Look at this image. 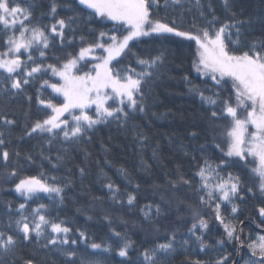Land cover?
<instances>
[{
	"label": "trees",
	"instance_id": "obj_1",
	"mask_svg": "<svg viewBox=\"0 0 264 264\" xmlns=\"http://www.w3.org/2000/svg\"><path fill=\"white\" fill-rule=\"evenodd\" d=\"M18 2L22 6L32 4L35 21L43 25L54 22L48 14L52 0ZM202 2L206 6L210 4L214 9L218 17L217 27L225 22H243L238 27L240 40L244 45L264 40V0H231V12L225 11L221 0ZM58 3L57 18L66 21L69 17L76 18L72 25L75 35L73 38L65 29L66 37L72 43L61 45L57 42L50 46L47 50L48 63L63 62L69 54L77 55L81 36L84 37L86 46L96 41L100 31L119 34L116 32L118 26L112 22L98 17L89 18L90 10L79 5L78 0H58ZM186 7H191V3H186ZM205 14L211 19L207 7ZM178 15L177 11H165L161 8L157 18L166 17L171 21ZM193 19L197 24H204L203 18L193 9L192 12L184 14L182 27L191 30ZM232 32V39L235 41V29ZM2 47L0 33V48ZM130 47L141 58L149 59L157 55H162L163 58V63L154 70L150 83L144 86L145 111L131 116L127 124L110 121L97 125L89 133L91 139L85 138L80 143H66L61 138L49 146L48 134L26 136L25 131L30 130L36 120H43L51 114V109L38 103V96L40 99H51L57 105L63 100L50 88L40 90V95L39 83L26 86V95L10 96L2 90L6 85L0 82V117L16 122L11 126L12 131L5 145L10 153L8 167L0 164V222L8 219V205H11L12 215L18 218L16 209L21 203L26 204L27 213L44 204L47 206L46 214L56 222L63 221L72 228L70 235L74 238H78L79 231L85 232L88 240L78 238L77 244L73 246L79 250L78 255L88 256L92 253L93 250L87 247L90 242L102 243L116 249L118 244L123 243V238H127L133 242L129 250V264H141L143 249L165 242L175 232L177 251L169 257L170 264H190L195 259L211 262L219 254L215 242L226 237L223 226L215 219L213 208L200 204L197 192L199 177L195 173L198 167L203 166L205 159L214 164H219L222 160H238L235 157H225L221 151L226 147L224 133L229 126V120H213L210 116L211 106L202 102L194 90H190L196 86L206 96L212 95L214 90L212 82L206 81L193 68L196 52L194 42L175 37L153 36L134 41ZM98 54H103V51ZM135 59L133 55H122L113 65H118L121 69L130 66L141 71L142 66L136 64ZM91 63L94 61L86 60L81 66L88 65L85 68L87 71ZM44 78L51 82L58 81L51 74ZM228 94L222 92L221 97ZM28 96L32 97L30 101ZM0 127L3 125L0 124ZM141 133L142 136L139 135ZM216 145H220V148ZM14 152H19L20 156H13ZM26 155H31L32 160H26ZM57 155L62 157L60 161H57ZM44 156H50L51 160L44 159ZM257 166L258 161L249 156L248 163L239 161L222 165L220 169L221 176L227 177L230 173L239 176L241 182L243 199L234 201L238 207L237 213H231V206L226 202L221 204L222 214L236 224L245 244L244 247H238L236 241L225 244V252L234 264H245L249 259L250 253L246 246L249 237L255 240L264 235V227H258L262 219L258 215V208L264 206V196L257 190L258 178L252 171ZM81 168L84 169L83 175L80 173ZM12 170L17 173L15 177L9 175ZM179 174L192 180L191 189L184 184L172 187L169 181H175ZM32 176L60 186L68 185L64 188L63 202L59 198H53L55 194L50 197L40 193L39 198L33 197L29 200L17 194L14 190L16 183ZM51 177H56V180H51ZM109 182L119 188L116 193L118 200L112 199V193L106 187ZM249 189L255 195L249 193ZM128 194L136 196L133 205L127 204ZM147 204L160 206L162 214L158 217L153 214L151 221L145 219L141 210ZM189 204L198 208L202 218L208 222L205 240L213 247L205 252H199L191 240L190 252L179 247L180 238H188L189 229L194 222ZM233 216L237 219L233 220ZM115 233H120V237ZM55 247L50 245L49 248H41L36 243L21 248L17 254V264H21L19 258H32L37 264H64V257L55 251ZM95 259L100 264H121L125 258L119 257L113 251L101 253Z\"/></svg>",
	"mask_w": 264,
	"mask_h": 264
},
{
	"label": "snow or ice",
	"instance_id": "obj_2",
	"mask_svg": "<svg viewBox=\"0 0 264 264\" xmlns=\"http://www.w3.org/2000/svg\"><path fill=\"white\" fill-rule=\"evenodd\" d=\"M221 2L225 11L231 12V0ZM186 3H191V7H186ZM78 4L90 10L89 18L98 17L118 26L116 32L119 34L100 31L96 41L86 46L84 37L81 36L77 55L69 54L63 62L48 63L47 50L50 46L57 42L61 45L72 43L67 39L65 29L74 38L75 28L72 25L76 18L69 17L67 21L57 18L59 3L58 0H52L48 14L54 22L43 25L34 20L31 3L22 6L18 0H0V33L3 43L0 48V82L6 85L2 90L10 96L26 95V86L39 83L40 95V90L50 88L63 97V102L57 105L51 99H40L38 96V103L51 109V114L43 120H36L30 130L25 131V135L32 137L33 134H48L49 146L61 138L66 143L75 144L85 138L91 139L89 133L97 125L110 121L127 124L131 116L145 111L144 86L150 83L154 70L163 63L162 55L149 59L136 56L130 44L142 37L153 36L175 37L194 42L196 52L193 68L206 81L212 82L214 90L210 96H206L196 86L190 90H194L202 102L211 106L210 116L213 120H229V126L224 133L226 147L221 151L225 157H235L238 160H222L219 164H214L205 159L203 166L198 167L195 173L199 177L197 192L200 204L213 208L215 219L223 226L226 239L215 242L219 254L214 260L208 262L195 259L190 264H234L225 252V244L233 241L238 242V247H244L245 244L236 224L222 214L221 204L226 202L231 206V213H237L238 207L234 201L243 199L241 182L239 176L230 173L227 177L221 176L220 169L225 164L239 161L248 163V157H253L258 161V166L252 169L258 178L257 190L264 196V40L244 45L240 40L238 27L243 22H225L217 27L218 17L214 9L210 4L206 6L202 0H163V4L161 0H78ZM206 7L211 19L205 14ZM161 8L165 11L172 9L179 15L171 21L166 17L157 18ZM193 9L203 18L204 24H197L193 19L191 30H186L182 27L184 14L192 12ZM232 29H235L237 36L235 41L232 39ZM97 49L103 50V54H97ZM122 55L135 56L136 64L142 66L141 71H136L130 66L121 69L118 65H113L112 62ZM85 60L94 61L87 71L85 68L88 65L81 66ZM49 74L57 77L58 81L45 79ZM222 92L229 94L221 97ZM27 99L30 101L32 97L28 96ZM65 114L70 120L64 118ZM15 123L7 117H0V124L3 125L0 127V164L5 168L8 167L10 158L5 145L12 131L11 126ZM250 127L254 130L250 131ZM216 147L220 148V145ZM12 155L19 157L20 153L14 152ZM41 155H44L43 152ZM25 159L31 161L32 157L26 155ZM44 159L51 160V157L44 156ZM56 159L60 161L62 157L57 155ZM80 173L84 174L83 168ZM9 175L15 177L17 173L12 170ZM50 179L55 181L56 177ZM169 183L172 187L184 184L191 189L193 186L192 180L182 174ZM67 186L32 176L20 179L15 185V191L24 195L26 200L39 198L38 194L45 193L50 197L55 194L53 198H59V201L63 202L64 188ZM106 187L112 193V199L118 200L116 193L119 188L114 187L111 182ZM136 187L139 188V185ZM248 191L255 195L251 189ZM135 200V195L128 194V205H133ZM7 207L8 219L6 222H0V264H17V254L21 248L36 243H39L41 248L56 246L55 251L64 257V264H100L95 257L113 251L119 257L125 258L121 264H129V250L133 242L127 238H123V243L118 244L116 249L102 243L90 242L87 247L93 250L92 253L88 256L78 255L79 250L73 246L77 244L78 238L88 240L85 232L79 231L78 238H74L70 235L72 228L63 221L56 222L46 214V205L40 204L27 213L26 204L21 203L16 209L18 218L12 215L11 205ZM188 207L194 222L189 229L188 238H180L179 247L185 252H190L191 240L199 252H205L213 247L205 240L208 222L202 218L198 208L191 204ZM141 211L145 219L150 221L154 218L153 214L156 217L162 214L158 205L153 207L147 204ZM258 215L262 218L258 227H264V206L258 208ZM232 219L237 218L233 216ZM115 235L120 237V233ZM248 241L246 246L250 257L245 264H264V235L255 240L249 237ZM176 251L177 237L173 232L165 242L143 249L141 264H170L169 257ZM19 259L21 264H37L32 258Z\"/></svg>",
	"mask_w": 264,
	"mask_h": 264
},
{
	"label": "rangeland",
	"instance_id": "obj_3",
	"mask_svg": "<svg viewBox=\"0 0 264 264\" xmlns=\"http://www.w3.org/2000/svg\"><path fill=\"white\" fill-rule=\"evenodd\" d=\"M111 22V21H110ZM142 38H146V37H142ZM134 42V41H133ZM100 51H103V50H101V49H97L96 50V53L98 54ZM120 58V57H119ZM118 58V59H119ZM86 61V60H85ZM116 60H114L113 62H115ZM84 62V61H83ZM112 62V63H113ZM198 74V73H197ZM200 75V74H199ZM200 76H202V75H200ZM56 80H58V78L57 77H54ZM56 94V93H55ZM56 95H58V94H56ZM59 96V95H58ZM60 98H62V100H63V97L62 96H59ZM109 103H112L111 101H109ZM242 111V110H241ZM89 112L91 113V109L89 110ZM66 117H69L67 114H65V119H66ZM69 120H70V118H69ZM249 130L250 131H253L254 129H252L251 127L249 128ZM14 190H15V188H14ZM16 192V191H15ZM17 193V192H16ZM17 194H19L20 196H22V197H24L25 198V196L24 195H21L20 193H17ZM45 194V193H44Z\"/></svg>",
	"mask_w": 264,
	"mask_h": 264
}]
</instances>
